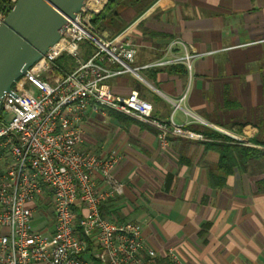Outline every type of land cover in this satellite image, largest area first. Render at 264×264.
I'll return each mask as SVG.
<instances>
[{"label":"crops","instance_id":"1","mask_svg":"<svg viewBox=\"0 0 264 264\" xmlns=\"http://www.w3.org/2000/svg\"><path fill=\"white\" fill-rule=\"evenodd\" d=\"M120 9L124 29L141 45L135 66L197 56L190 69L175 63L142 70L145 83L114 77L111 92H137L152 104L154 118L195 136L168 133L162 146L159 131L142 120L110 110L85 114L84 149L114 155L112 174L123 185L103 213L137 223L160 258L172 250L183 264H264V145L242 143L264 142V0H154L140 14ZM177 102L181 108L173 110ZM203 128L257 153L219 188L209 168L220 156L205 147L211 140Z\"/></svg>","mask_w":264,"mask_h":264},{"label":"built area","instance_id":"2","mask_svg":"<svg viewBox=\"0 0 264 264\" xmlns=\"http://www.w3.org/2000/svg\"><path fill=\"white\" fill-rule=\"evenodd\" d=\"M109 3L86 0L1 99L0 264H183L172 250L158 257L137 223L102 215L103 205L123 193L112 174L117 158L84 149L81 124L87 113L110 110L155 127L162 146L168 133L195 136L154 118L152 104L137 92L114 95L109 81L124 74L143 81L142 70L167 64L190 69L197 55L135 66L141 45L130 30L104 29ZM37 215L45 225L32 226Z\"/></svg>","mask_w":264,"mask_h":264},{"label":"water","instance_id":"3","mask_svg":"<svg viewBox=\"0 0 264 264\" xmlns=\"http://www.w3.org/2000/svg\"><path fill=\"white\" fill-rule=\"evenodd\" d=\"M86 0H17L0 22V102L55 44Z\"/></svg>","mask_w":264,"mask_h":264},{"label":"trees","instance_id":"4","mask_svg":"<svg viewBox=\"0 0 264 264\" xmlns=\"http://www.w3.org/2000/svg\"><path fill=\"white\" fill-rule=\"evenodd\" d=\"M111 2H113V0H110V3ZM153 2L154 0H119L118 6L120 8L131 6L136 10L137 14H140ZM11 8L12 5L7 0H0V13H8ZM103 23L104 29H110L114 34L119 33L126 27V23L120 17L117 8L110 9L108 12L104 13ZM62 61L65 62L66 59L63 58L61 59V62ZM156 72H159V69L156 70ZM201 132L206 139L211 140L210 143H205V147L216 150L220 156L218 164L209 168L210 183L214 187H221L223 185L224 176L232 173L233 169L238 164L245 163L247 160H250L257 155L255 150L238 146L229 138L208 128L201 129ZM251 143L264 145V142L259 141L257 137L252 139ZM102 215L106 218L108 217L103 213V210ZM92 264L97 263L93 262Z\"/></svg>","mask_w":264,"mask_h":264},{"label":"rangeland","instance_id":"5","mask_svg":"<svg viewBox=\"0 0 264 264\" xmlns=\"http://www.w3.org/2000/svg\"><path fill=\"white\" fill-rule=\"evenodd\" d=\"M118 3H119V0H113V2H111V3H109V5H108V7H107V9H106V12H108L110 9H114V8H117L118 10H121L120 9V7L118 6ZM149 90H150V92H153L154 93V91L153 90H151L150 88H148ZM6 119L7 120H9L10 119V115L9 114H7L6 115ZM216 133H219V132H216ZM237 138V140H243L240 136L239 137H236ZM245 138V137H244ZM247 139V140H246ZM252 139H254V137L252 138H245V142H244V140H243V142L242 143H245V144H247L248 142L249 143H251L250 141L252 140ZM248 141V142H247ZM43 225H45V219L44 218H42V217H40L39 215H37V216H35L34 217V219H33V223H32V226L33 227H40V226H43Z\"/></svg>","mask_w":264,"mask_h":264}]
</instances>
